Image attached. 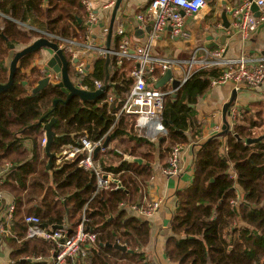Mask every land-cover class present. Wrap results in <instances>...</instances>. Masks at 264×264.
Listing matches in <instances>:
<instances>
[{"label": "trees", "instance_id": "trees-1", "mask_svg": "<svg viewBox=\"0 0 264 264\" xmlns=\"http://www.w3.org/2000/svg\"><path fill=\"white\" fill-rule=\"evenodd\" d=\"M28 16L55 37L70 41L84 38L85 12L80 0H0L1 85L8 81L5 61L11 55L10 46L23 49L40 37L15 23H25ZM37 53L19 60L13 84L0 92V171L5 164L11 165L3 189L15 206L12 234L3 238L9 263L49 264L53 246L44 240L25 238V216L38 217L42 226L71 232L84 211L86 228L96 235V242L81 264H151L142 253L149 241L148 223L127 217L119 208L136 204L149 182L156 145L158 159L164 161L174 147L193 144L190 140L201 134L202 125L191 107L212 88L211 81L219 78V72L200 69L174 93L175 98L173 93L166 96L162 113L166 136L151 143L138 136L135 117L120 114L132 86L130 63L119 66L113 57L110 59L109 83L114 99L109 105L103 97L91 102L74 96L64 103L66 96L55 84L33 93L45 77L32 66ZM154 74L156 79L161 78L159 71ZM73 78V82L93 91L94 82H104L105 59H95L86 77L76 78L73 72ZM54 101H58L56 106ZM244 113L243 122L238 119L225 135L214 134L200 145L192 182L176 193L171 236L164 246L165 257L173 264H264V140L244 145L235 138H255L257 128L264 124L263 110L258 120L244 117ZM51 118L55 120L49 145L53 159L47 171L48 156L40 141L44 139L43 127ZM80 137L92 142L102 140V144L108 140L105 153H98L94 161L102 172L120 181L121 189L114 190L111 185L96 191L94 174L78 166L81 156L55 164V155L66 146H76ZM123 154L143 163L127 162ZM230 164L235 179L230 175ZM238 191H242L240 201L236 198ZM116 243L126 251L114 248Z\"/></svg>", "mask_w": 264, "mask_h": 264}, {"label": "built area", "instance_id": "built-area-1", "mask_svg": "<svg viewBox=\"0 0 264 264\" xmlns=\"http://www.w3.org/2000/svg\"><path fill=\"white\" fill-rule=\"evenodd\" d=\"M147 1L146 9L136 17L141 27H146L150 24L145 42L140 46L133 47L126 34L125 26L121 23L115 29V35L120 40L116 51L110 50L107 52L103 46L100 47L94 44L92 38L94 31L96 29L101 30L104 26L101 25L100 20L94 14L91 0H80V4L86 13V21L84 23L85 40L84 42H78L59 38L60 45L58 47L72 61L76 78L86 77L88 64L95 56V59H105L108 54L110 59L113 57L116 65L119 66H122L124 62L130 63L129 77L132 81V86L121 107L120 114L135 117V129L137 132L150 136L149 138L154 140L166 135V130L162 123L164 100L173 91L163 92L155 89L151 85L154 83L152 75L159 71L162 76L171 68L178 67L179 61L174 58L153 57L151 49L161 37V34L167 30H169L173 38L187 39L189 34L185 28L181 12L189 18H196L208 2L206 0ZM239 1V5L228 7L229 29L237 30L242 37H247L260 24H264V0ZM113 4L114 1L112 0L109 1L108 5L111 7ZM252 4L256 6L258 16L251 10ZM219 28L220 25H217V29ZM206 30L212 29L207 28ZM227 34H229L228 31ZM203 53L210 60L202 62L199 69H195L194 54H192L190 61L186 62L187 69L182 71L181 79L179 80L182 85L198 70L206 68L219 72V78L211 81V87L213 88L229 85L235 91L242 88L256 90L264 81V58L252 59L249 56H240L237 59H225L223 50L220 48L211 51L204 50ZM44 76L49 78V84H58L60 82V79L52 72L46 73ZM75 85L81 90L94 92L100 90L104 86V82H94L93 91L81 85L78 81L75 82ZM108 85V88H110L109 81ZM103 98L104 102L109 105L113 101L114 96L110 92H105ZM241 114L242 112L237 111L235 108L227 111L226 116L229 125L232 126L240 119ZM213 131L218 134L221 132V127L219 125L215 126ZM41 142L42 147L45 146V137ZM102 145V140L92 142L87 137H80L76 146H67V148H70L69 154L60 152L55 156V164L60 165L62 162H72L81 156L78 166L80 169L94 174L96 191L107 190L111 185H114V190L121 189L119 181L112 174L102 172L98 163L94 161L93 153L96 148H100L99 153H105L106 148H102ZM181 149L182 147L176 146L170 151L167 165L162 172L163 175L176 177L180 174ZM10 168L11 165L5 164L3 170L0 171V190L5 183V177ZM231 204L234 205L235 203ZM161 205V200H155L136 203L128 207L136 212L140 218L147 219L159 210ZM14 211L15 206L12 198L6 197L0 191V251L5 250L3 238L12 234L11 227ZM87 221L83 211L81 220L74 230L68 234L65 228L53 229L48 226L44 227L38 217L28 215L24 217V222L27 225L25 238L40 239L54 245L47 259L49 264H81L96 242V235L86 228ZM6 264L15 263L8 262Z\"/></svg>", "mask_w": 264, "mask_h": 264}, {"label": "crops", "instance_id": "crops-1", "mask_svg": "<svg viewBox=\"0 0 264 264\" xmlns=\"http://www.w3.org/2000/svg\"><path fill=\"white\" fill-rule=\"evenodd\" d=\"M109 1L112 0H91L93 12L100 20L101 25L104 26V28H100L101 30L96 29L94 31V36L92 37L94 40L93 43L100 47L103 46L104 48L110 24L111 12L114 6L113 4L111 7H109ZM113 1L115 2V0ZM239 4V0H211L210 2H208L206 7L196 16V18H189L188 16L184 15L183 12H181L182 17L184 18L185 28L189 34L188 38L185 40L173 38L169 30H167L161 34V37L152 47L151 55L156 58H174L178 60L179 66L171 68L170 70L172 71L173 76L178 78L179 80L181 79L182 71L187 69L186 62L190 61L192 54H194L195 69H199V66H201L202 62L210 60L209 57L207 58L203 53L204 50L211 51L220 48L223 50V57L225 59H237L240 56H249L252 59L264 58V24H260L257 29L253 33H250L247 37H242V35L237 30H233L231 28L225 29L223 27V23L220 18L221 13L223 11L228 12V7L236 6ZM147 5V0L121 1L113 24L114 30L110 42V48L113 49H111V51L114 52L118 48L120 40L115 35V29L120 23L125 26L126 34L129 37L133 47L140 46L145 42L147 35L146 28H148L150 24H148V26L146 27H141L140 24L137 22L136 17L146 9ZM43 8H47L46 3H43ZM226 18L227 22L229 23L230 21L228 13L226 14ZM131 19L135 20L136 27L133 26L130 22ZM15 23L17 24V22ZM22 25V28L27 26L28 28H34L39 32H44L42 24L34 18H30L29 16L27 17L25 23H22ZM217 25H220L219 29H217ZM207 28L212 30L207 31ZM227 31L229 32V34H227ZM85 35L82 40L77 41L84 42ZM222 35L225 36L224 44L222 46L218 45L216 47H213V44H216L218 41L221 40ZM208 37H212V41L207 42L206 38ZM206 43H208V45L212 47L210 49L206 48ZM19 50L21 49L15 48V51H11V55L5 61V64L8 67L11 58L14 55V52H17ZM50 57V51L45 49L40 50L38 51L32 66L36 67L42 73H44L45 64ZM67 57L69 63L71 64V67L73 68L72 61L70 60L68 55ZM95 57L92 58L91 62L88 64L87 74L92 71V66ZM152 79L154 83L151 85L154 87L156 82H158V79H156L155 74L154 76H152ZM163 88L167 89L162 90V88H160L159 90L163 92H169L171 90L170 84H167ZM111 89L112 88H108L106 92L112 93ZM232 92L236 93L235 101L232 105H230L228 111L232 108H235L237 111H241L242 114L240 117V122L244 121V112V117H252L254 118V120H258V113L261 109L263 110L262 119L264 120V81L256 90L242 88L235 91L232 86L229 85L216 86L214 88L212 87L201 99L198 100L195 107H191L194 108L197 122L199 123V125H202V129L201 134L196 136L194 141L190 140L193 144L182 147L180 152L181 171L178 176L167 177L162 174L164 168L167 165L169 155L167 159H165L164 161H160L158 159V148L155 144V162L151 165L152 175L149 179V182H147L142 188V192L140 193V196H138V200L136 203L161 200L162 205L159 210H157L151 217L147 219H142L136 212L132 211L128 206H121L119 208L120 211L124 209L123 211L126 213L127 217L139 218L148 223L149 241L146 247L142 249V253L149 258L151 264H173L169 262L168 259L165 257L164 246L168 238L171 236L170 220L176 209V193L184 191L190 186L194 176V163L196 159V154L200 148V145L205 143L214 134H216L213 131L215 126L219 125L221 128L222 126H224L222 118V109L223 106L231 99ZM225 120L228 124L227 128H229L230 125L227 120V116ZM262 130L264 131V124L260 129L257 128L255 133L257 138L255 137L245 140H242V138L240 137L238 138L242 140L241 143H243L244 145H246V140L262 138V140L260 141H263L264 137H259ZM191 131L194 132V129L187 132L190 133ZM252 134H254V132ZM254 144L255 143H251L247 145ZM63 152L69 154L70 148H67L66 146L63 149L62 153ZM123 156L125 161H127L126 159L130 157L127 154H123ZM230 175L233 179H235V172H233V166L231 164ZM241 195L242 191H238L236 197L237 200L240 201V199L242 198ZM238 225L242 224L239 222ZM91 249H93V247ZM8 262L9 261L7 258V252L3 250L0 251V264H6Z\"/></svg>", "mask_w": 264, "mask_h": 264}, {"label": "water", "instance_id": "water-1", "mask_svg": "<svg viewBox=\"0 0 264 264\" xmlns=\"http://www.w3.org/2000/svg\"><path fill=\"white\" fill-rule=\"evenodd\" d=\"M122 0H115L114 2V6L111 12V17H110V24H109V28H108V33H107V38H106V44H105V50L107 52L110 51V41H111V37H112V33H113V24L115 21V17L119 8V5L121 3ZM207 2H210L211 0H206ZM251 10L255 13L256 16H258L257 13V8L254 4H252L251 6ZM226 14L227 12L223 11L220 15V18L222 20L223 23V27L225 29L229 28V23L227 22V18H226ZM130 22L132 23L133 26L136 27V22L134 19H131ZM149 31V28H146V32ZM207 42L212 41V37H208L206 38ZM225 42V36L222 35L221 36V40L218 41L216 44H211L213 47H216L218 45L222 46ZM212 46L208 45V43L205 44V47L210 49ZM48 50L51 52V57L49 58V60L46 62L45 67H44V73H49L52 72L54 73L58 79H60V82L58 84H55V86L60 89V91L66 96V100L64 103H66L67 101H69V99L71 97H77L79 98L81 101H95L98 100L100 98L103 97V94L107 91L109 85H108V81H109V73L111 70V60L109 55L107 54L105 57V79H104V86L100 89V90H96L94 92H89V91H85V90H81L78 86L75 85V82H73L70 77L68 76V61L65 57L64 52L53 42L46 40V39H37L35 41H33L29 46L14 52L13 57L11 58V61L9 63V72H8V81L6 84L1 85L0 84V92H4L7 89H9L11 87V85L13 84V79H14V75L15 72L17 70L18 67V62L19 60L31 53H35L38 52L40 50ZM10 50L15 51L14 46H10ZM167 84H170V88L173 91V95L172 97L175 98V92L181 88L183 85L180 83L179 79L174 77L172 74L171 70L166 71L161 78L158 80V82H156L155 84V89H160L163 88L164 86H166ZM49 85V78L48 77H43L38 83L37 86L34 88L33 93H38L41 90H43L44 88H46ZM235 96L236 93L232 92V97L231 99L223 106L222 109V118H223V125L222 126V131L221 133H219V136H223L225 135L228 130H227V123H226V114L227 111L230 107V105L233 104V102L235 101ZM58 104V101H54L53 102V106H56ZM55 122L54 118H51L50 121H48V123L46 125H44L43 127V131H44V137L46 139V144L44 146L45 148V152L46 155L48 156V161H47V166H46V170H50V168L52 167V159L53 156L49 154V145L52 141L53 138V133L51 132V127L53 125V123ZM236 140H238L239 142H242V140H240L236 135H235ZM161 137L158 139L160 140ZM260 140H262V138H258V139H254V140H246L245 144H251V143H256L259 142ZM107 142L108 140H106L103 145L102 148H106L107 147ZM100 148H96L94 150L93 153V158L95 159L96 155L98 154ZM128 162L131 163H138L141 164L142 161L138 160V159H133V158H127L126 159ZM46 227V226H44ZM53 229H62L61 227H52ZM68 234H70V231L68 232ZM114 248H116L117 250H121V251H126V248L124 246H120L117 243L113 245Z\"/></svg>", "mask_w": 264, "mask_h": 264}, {"label": "rangeland", "instance_id": "rangeland-1", "mask_svg": "<svg viewBox=\"0 0 264 264\" xmlns=\"http://www.w3.org/2000/svg\"><path fill=\"white\" fill-rule=\"evenodd\" d=\"M85 21H86V18L84 19ZM17 25H19L20 26V28H21V26L23 27V25H22V23L21 22H17ZM25 28V27H24ZM23 28V29H24ZM25 29H28L29 31H36L37 33H38V36H40L38 39H46V40H49V41H51V42H53V43H55L57 46H59L60 45V39L59 38H56L55 36H53V35H51V34H49V33H46V32H39V31H37V30H35L34 28H25ZM37 40V39H36ZM73 72L75 73V69H74V67L72 68L71 67V64H69V75H70V78L74 81V78H73ZM36 86H37V84H36ZM167 89V88H166ZM166 89H164V88H162V90H166ZM137 134L139 135V137L140 138H142V139H145V140H147V141H149V142H151V143H155L159 138H157V139H154V140H152V139H150L149 137L150 136H145V134H143V133H138L137 132ZM164 136H166V135H164ZM162 138V137H161ZM40 143H42L41 141H40ZM172 151V150H171ZM4 195H7V192L3 189V187H2V189L0 190Z\"/></svg>", "mask_w": 264, "mask_h": 264}, {"label": "bare ground", "instance_id": "bare-ground-1", "mask_svg": "<svg viewBox=\"0 0 264 264\" xmlns=\"http://www.w3.org/2000/svg\"><path fill=\"white\" fill-rule=\"evenodd\" d=\"M170 155V154H169ZM50 244H52V243H50ZM52 246H54L53 244H52Z\"/></svg>", "mask_w": 264, "mask_h": 264}]
</instances>
